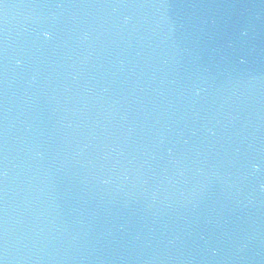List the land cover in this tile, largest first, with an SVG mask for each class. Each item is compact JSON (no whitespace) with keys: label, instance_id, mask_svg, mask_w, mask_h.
I'll return each mask as SVG.
<instances>
[{"label":"water","instance_id":"obj_1","mask_svg":"<svg viewBox=\"0 0 264 264\" xmlns=\"http://www.w3.org/2000/svg\"><path fill=\"white\" fill-rule=\"evenodd\" d=\"M0 260L264 264V0H0Z\"/></svg>","mask_w":264,"mask_h":264},{"label":"clouds","instance_id":"obj_2","mask_svg":"<svg viewBox=\"0 0 264 264\" xmlns=\"http://www.w3.org/2000/svg\"><path fill=\"white\" fill-rule=\"evenodd\" d=\"M243 34L246 35L247 33L245 32V33H243ZM43 36H44V38L47 40V39H49V38L51 37V33H49V32H45V33H43ZM16 63H17V65H19V64H20V61L17 60ZM197 94H199V93L197 92ZM253 169H254V170L256 169V166H255V165L253 166ZM103 183H107V181H103Z\"/></svg>","mask_w":264,"mask_h":264},{"label":"snow or ice","instance_id":"obj_3","mask_svg":"<svg viewBox=\"0 0 264 264\" xmlns=\"http://www.w3.org/2000/svg\"><path fill=\"white\" fill-rule=\"evenodd\" d=\"M0 264H4V261L3 260H0Z\"/></svg>","mask_w":264,"mask_h":264}]
</instances>
